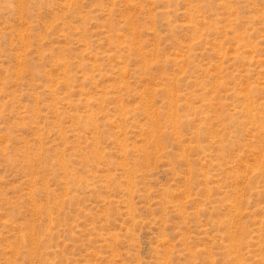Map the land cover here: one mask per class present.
I'll list each match as a JSON object with an SVG mask.
<instances>
[{"label": "rangeland", "instance_id": "374dc122", "mask_svg": "<svg viewBox=\"0 0 264 264\" xmlns=\"http://www.w3.org/2000/svg\"><path fill=\"white\" fill-rule=\"evenodd\" d=\"M0 264H264V0H0Z\"/></svg>", "mask_w": 264, "mask_h": 264}]
</instances>
